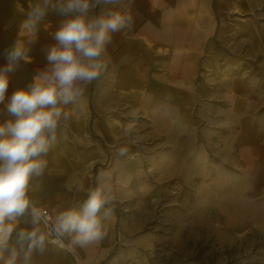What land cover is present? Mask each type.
<instances>
[{"label":"crops","instance_id":"crops-1","mask_svg":"<svg viewBox=\"0 0 264 264\" xmlns=\"http://www.w3.org/2000/svg\"><path fill=\"white\" fill-rule=\"evenodd\" d=\"M37 2L43 0H0V67L7 63L5 50L16 40L33 41L30 62L21 61L10 73L0 122L11 118L5 110L11 94L48 67L46 53L63 19L50 10L35 35L26 33L21 24ZM216 6V0H120L95 10L118 7L130 11L135 23L113 34L103 74L85 87L78 103L64 107L68 118L61 120L57 143L42 157L47 167L33 178L30 195L36 206L55 215L104 184L115 197L107 206L114 211L104 220L102 240L70 251L46 242L43 251L34 250L27 261L21 256L17 264H150L149 239L135 236L150 220L134 217L135 210L140 212L133 205L135 182L145 187V192L139 188L143 193L138 201L144 212L151 206L152 194L145 186L152 180L150 169L165 166L167 179L181 173L177 167L183 164V134L192 133L193 127L198 132L194 106L207 93L196 91L199 70L215 61L216 35L222 33ZM199 84L206 90L208 81ZM28 221L22 218L17 231L31 229ZM64 240L70 244V237ZM9 244L19 247L15 232ZM7 257L5 252L0 264Z\"/></svg>","mask_w":264,"mask_h":264},{"label":"rangeland","instance_id":"rangeland-1","mask_svg":"<svg viewBox=\"0 0 264 264\" xmlns=\"http://www.w3.org/2000/svg\"><path fill=\"white\" fill-rule=\"evenodd\" d=\"M216 5L222 33L199 70L196 91L207 93L194 106L198 132L183 134L181 173L150 169L144 212L135 182L150 264H264V0Z\"/></svg>","mask_w":264,"mask_h":264},{"label":"clouds","instance_id":"clouds-1","mask_svg":"<svg viewBox=\"0 0 264 264\" xmlns=\"http://www.w3.org/2000/svg\"><path fill=\"white\" fill-rule=\"evenodd\" d=\"M120 0H43L27 11L21 29L35 35L49 11L63 17L46 53L48 67L39 70L25 87L8 98L9 119L0 122V259L5 264L27 261L34 250L43 251L46 242L66 247H86L104 238V220L114 210L107 185L89 190L82 202L63 207L55 215L38 208L32 200V180L42 176L47 161L42 159L57 143V130L68 118L64 107L78 103L85 87L106 69L103 60L114 33L133 27L130 11L114 7L97 13L102 4ZM32 40H16L5 50L7 63L0 67V104H4L10 82L21 61L30 62ZM121 155L124 150H121ZM29 217L32 228L17 231L22 218ZM15 232L16 246L9 241ZM70 237L65 245L64 237Z\"/></svg>","mask_w":264,"mask_h":264},{"label":"built area","instance_id":"built-area-1","mask_svg":"<svg viewBox=\"0 0 264 264\" xmlns=\"http://www.w3.org/2000/svg\"><path fill=\"white\" fill-rule=\"evenodd\" d=\"M38 208H41V209H46L49 213H50V211L47 209V208H44V207H39V206H37ZM51 214V213H50ZM64 243H65V240H64ZM50 244H52V243H50ZM52 245H54V246H57V247H60L59 245H57V244H52ZM65 245H66V243H65ZM60 248H65V247H60Z\"/></svg>","mask_w":264,"mask_h":264}]
</instances>
